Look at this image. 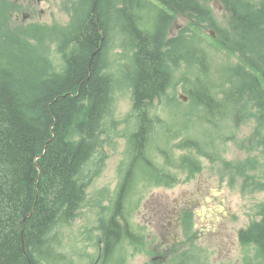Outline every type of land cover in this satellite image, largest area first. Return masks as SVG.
<instances>
[{"label":"rangeland","instance_id":"374dc122","mask_svg":"<svg viewBox=\"0 0 264 264\" xmlns=\"http://www.w3.org/2000/svg\"><path fill=\"white\" fill-rule=\"evenodd\" d=\"M96 1L0 0V72L12 69L16 75L24 69L34 83L62 80L71 57H86L82 46L67 43L71 30L92 16L100 18L107 30L97 66L99 78L112 80L114 123L103 120L91 140L93 161L88 168L95 175L84 200L58 231L60 262L40 264H103L105 225L112 216L127 227L129 236L120 238L107 264H264L256 257L255 246L239 238L260 219L264 204V99L250 98L246 90L237 103L208 115L188 96L198 78L212 85L218 96L229 87L250 83L245 72L257 78L264 94L257 69L221 43L219 36L225 33L244 40L236 36L231 14L220 0H197L205 15L210 14L206 21L171 12L154 0L143 1L140 25L154 30L149 23L163 8L171 18L163 51L170 49L168 40L183 35L178 54L188 61L167 62L170 85L148 107L150 115L161 120L147 139L146 156L154 171L132 175L117 213L115 198L130 169L129 137L136 129L132 91L124 75L133 64L121 48L124 38L118 24L107 20L114 10L108 0H101L95 10ZM248 1L264 6V0ZM192 49L206 54L208 69L203 74L188 54ZM23 55L28 59H19ZM83 107L87 109L88 103L84 101ZM76 138L72 134V142ZM184 140L197 142L199 149H176ZM180 157L196 161L199 171L179 165Z\"/></svg>","mask_w":264,"mask_h":264},{"label":"trees","instance_id":"16d2710c","mask_svg":"<svg viewBox=\"0 0 264 264\" xmlns=\"http://www.w3.org/2000/svg\"><path fill=\"white\" fill-rule=\"evenodd\" d=\"M143 1L146 0H108L114 12L107 20L115 19L118 24L124 38L121 48L130 54L133 64L131 69L126 68L124 75L131 87V116L136 121V129L129 137L130 169L115 198L117 213L118 205L123 203L124 186H129L132 175L139 171L143 176L154 171V163L146 156L147 139L154 127L161 125V120L151 116L148 107L170 85L167 62L188 61L178 54L183 35L168 40L166 46L170 49L163 51V35L171 19L163 8H158V16L149 23L154 30L140 25L138 15L143 13L140 11ZM154 1L171 12L195 16L199 21L210 17L197 0ZM100 2H95V10ZM220 2L231 14L236 36L245 40H236L225 33L219 36L222 45L246 57V62L257 69L264 82V54L263 58L257 56L264 53V40L260 43L257 38L264 39V6L248 0ZM102 22L92 16L66 35L68 44L82 46L87 55L71 57L62 80L34 83L24 69L16 75L10 72L12 69L0 72V264L60 262L58 231L84 200L85 190L95 175L88 168L93 161L91 140L101 129L103 120L114 123L112 80L107 76L98 77L97 59L107 37ZM192 50L188 54L203 74L208 69L206 54ZM23 57L19 59H28ZM16 65L18 61L14 59L13 68ZM243 75L250 83L229 87L218 96L212 85L198 78L194 88L188 91L189 99L208 115L217 111V107L237 103L246 90L250 98L263 100L257 78L247 72ZM84 101L88 103L87 109L83 107ZM74 133L77 140L72 142ZM175 148L198 150L199 146L193 140H184ZM178 163L191 167L193 172L200 169L188 157H180ZM125 234L129 236L127 227L123 228L117 218L110 217L104 231L103 264L110 261L115 246ZM239 238L243 244H253L256 257L264 261V204L260 207V219L241 231Z\"/></svg>","mask_w":264,"mask_h":264},{"label":"flooded vegetation","instance_id":"af4514ba","mask_svg":"<svg viewBox=\"0 0 264 264\" xmlns=\"http://www.w3.org/2000/svg\"><path fill=\"white\" fill-rule=\"evenodd\" d=\"M193 211V210H192Z\"/></svg>","mask_w":264,"mask_h":264}]
</instances>
